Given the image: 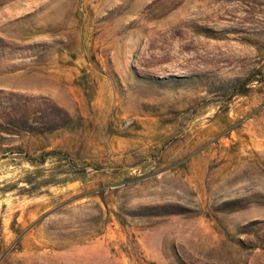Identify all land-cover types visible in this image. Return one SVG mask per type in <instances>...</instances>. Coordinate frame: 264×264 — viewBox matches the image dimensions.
Returning a JSON list of instances; mask_svg holds the SVG:
<instances>
[{"label":"rangeland","instance_id":"374dc122","mask_svg":"<svg viewBox=\"0 0 264 264\" xmlns=\"http://www.w3.org/2000/svg\"><path fill=\"white\" fill-rule=\"evenodd\" d=\"M0 264H264V0H0Z\"/></svg>","mask_w":264,"mask_h":264}]
</instances>
